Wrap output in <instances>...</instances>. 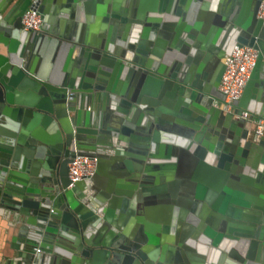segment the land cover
Returning a JSON list of instances; mask_svg holds the SVG:
<instances>
[{
    "label": "water",
    "instance_id": "water-1",
    "mask_svg": "<svg viewBox=\"0 0 264 264\" xmlns=\"http://www.w3.org/2000/svg\"><path fill=\"white\" fill-rule=\"evenodd\" d=\"M0 1V210L23 217L9 264H264L263 0H130L122 15L117 0ZM32 9L40 31L23 26ZM236 45L259 57L228 111ZM78 155L97 171L71 186ZM175 176L206 224L182 208L174 229Z\"/></svg>",
    "mask_w": 264,
    "mask_h": 264
},
{
    "label": "built area",
    "instance_id": "built-area-1",
    "mask_svg": "<svg viewBox=\"0 0 264 264\" xmlns=\"http://www.w3.org/2000/svg\"><path fill=\"white\" fill-rule=\"evenodd\" d=\"M258 17L264 21V0L261 3ZM43 17L38 10H28L23 16V26L28 31H40ZM259 50L249 45H236L232 54L225 61V71L220 82L219 91L225 95L227 110L232 111L234 103L240 100L257 64ZM250 113L243 112L241 118L249 119ZM255 132L264 135V121L255 125ZM98 158L78 155L70 163L72 184L91 178L97 171Z\"/></svg>",
    "mask_w": 264,
    "mask_h": 264
},
{
    "label": "flooded vegetation",
    "instance_id": "flooded-vegetation-1",
    "mask_svg": "<svg viewBox=\"0 0 264 264\" xmlns=\"http://www.w3.org/2000/svg\"><path fill=\"white\" fill-rule=\"evenodd\" d=\"M124 1L126 2V4L123 3ZM110 5H111V8H112V12H114L116 14H119V15H122V14H124V11H126V9H128L130 7V0H123L122 3H120V1L118 2V0H117V2H115V3L113 2ZM116 5H118V9L115 10V8L117 7ZM128 5H129V7H128ZM119 6H120V8L122 10L119 9ZM111 19H112V15H111ZM121 30H122L121 28L118 29V27L112 26L111 23L107 27V34L112 33V35H116V40L114 42H112V40L109 41V42L107 41V46L109 44V46L107 48V55H109L108 57H112L113 58V56L116 53L118 55H120L121 52L124 50L122 45L120 44L121 40L119 39V38H121V36H119V34L122 33ZM210 80H214V77L211 76ZM210 84H211V82L210 83L207 82L208 86H210ZM212 99H214V98H212ZM109 146L111 147V145H109ZM108 148L109 147H107V149ZM107 151L111 152L112 150L108 149ZM70 163L68 165L69 167H70ZM69 179L71 180V178H70V168H69ZM175 181L177 182V184H174V185H176V198L174 199V203H172V206L174 207V209H173V212L171 214V217L175 220V222L173 224V226H175L174 229L176 230V228L179 227V225H178L179 222L183 221V220L180 219L181 215L183 214V213H180L182 208H183V210L185 212L188 211L187 216L188 215H194L199 220H201L202 223L206 224L207 223L206 221L210 219L211 215L207 212V210L205 209V206L204 205L201 206L200 202L199 203L198 202L197 203H193V204L190 203L189 201L185 202L184 204L180 203L179 200H178V197L179 198L180 197H184L185 194H188L189 188H188L187 185H185L184 183L180 182L179 179L176 178V176H175ZM71 186H73V184H71ZM174 191H175V189H174ZM205 195H207V193ZM194 204H196V205H194ZM232 206L234 207V209L236 211L238 207H235L234 205H232ZM201 236H202V238L204 240H209V237L206 234H204L203 232L201 233ZM185 252H187V251H185Z\"/></svg>",
    "mask_w": 264,
    "mask_h": 264
},
{
    "label": "crops",
    "instance_id": "crops-1",
    "mask_svg": "<svg viewBox=\"0 0 264 264\" xmlns=\"http://www.w3.org/2000/svg\"><path fill=\"white\" fill-rule=\"evenodd\" d=\"M123 3L126 4L125 1ZM2 5L3 3L2 1H0V12L8 10L7 6L6 7L3 6L4 8L3 10V8H1ZM83 18H84V15H83ZM83 18L81 20L84 22L85 18L84 19ZM59 24H60L59 22L56 23V17H55V21L53 22L54 29ZM95 24L96 23H93V24L91 23V29H90L89 35L91 33V30L94 28L93 26ZM94 31L96 30H93V35L95 33ZM108 117L109 119H111L113 115L109 114ZM122 145H126V144L122 143ZM104 160L105 162H103L102 164H103V168L105 167L104 168L105 172L104 174H101V179H100V184H99V189L101 190L104 189V187H102L103 184H107V180L111 179L110 177L108 178V175H107V157H105ZM174 160L175 159H172L171 162H174ZM168 187H170V185ZM0 211H1L0 212V264H9L10 260L13 257L17 256L18 253L20 252V249L23 247V242H22V239L20 238V228L23 222V217H21V215L17 213V211H14V210H7V209L2 210L1 209ZM140 212L142 211L140 210ZM187 217H189V215ZM186 254H188V252H186ZM173 263L179 264L180 263L179 258L178 260L177 258H175Z\"/></svg>",
    "mask_w": 264,
    "mask_h": 264
}]
</instances>
